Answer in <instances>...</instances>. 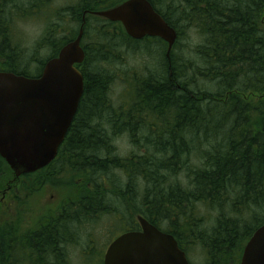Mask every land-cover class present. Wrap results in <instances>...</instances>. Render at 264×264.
Listing matches in <instances>:
<instances>
[{
  "label": "trees",
  "instance_id": "obj_1",
  "mask_svg": "<svg viewBox=\"0 0 264 264\" xmlns=\"http://www.w3.org/2000/svg\"><path fill=\"white\" fill-rule=\"evenodd\" d=\"M124 1L65 6L63 20L57 16L63 26L48 25L36 44L48 55L31 73L35 56L24 63L15 24L51 0H0V72L36 77L82 25L85 53L83 95L48 166L49 177L65 174L84 191L63 200L44 226L1 223L0 264H72L69 248L82 230L114 221L107 248L140 230L137 216L172 235L186 255L199 246L205 264H239L264 222V0H148L177 32L168 56L160 39L133 40L120 23L91 14ZM124 51L143 52L152 64L125 75L116 103L112 86ZM123 137L134 148L126 156L114 145ZM11 175L0 158V192ZM87 238L85 252L93 247ZM98 251L90 253L92 264H102Z\"/></svg>",
  "mask_w": 264,
  "mask_h": 264
},
{
  "label": "water",
  "instance_id": "obj_2",
  "mask_svg": "<svg viewBox=\"0 0 264 264\" xmlns=\"http://www.w3.org/2000/svg\"><path fill=\"white\" fill-rule=\"evenodd\" d=\"M91 14L120 23L133 40H162L167 56L177 39L175 29L148 0H126ZM82 35L83 25L77 37L45 63L38 78L0 72V158L15 177L43 169L58 154L84 91L83 76L76 68L85 58ZM137 221L140 231L114 239L105 251L103 264H190L171 235L141 216ZM239 264H264V223L245 244Z\"/></svg>",
  "mask_w": 264,
  "mask_h": 264
},
{
  "label": "rangeland",
  "instance_id": "obj_3",
  "mask_svg": "<svg viewBox=\"0 0 264 264\" xmlns=\"http://www.w3.org/2000/svg\"><path fill=\"white\" fill-rule=\"evenodd\" d=\"M75 1L77 0H51L50 6L44 9L42 13L15 24L14 35L16 34V36L14 42L20 46L24 63H27L28 58L35 56L31 58L33 62H31V66L29 63V68H27L31 73H34L38 69L37 64H35L37 63L36 61L47 60L48 53H46L44 49H36V44L41 39L45 29L50 24L62 27L64 23L60 18L58 21L57 16L65 6L73 4ZM59 16L61 17L62 15ZM61 19L63 20V17H61ZM64 22L65 24L67 23L65 19ZM190 37H192V39L196 38L193 33L192 35L190 34ZM192 41L194 42V40ZM120 62L122 63L119 67L115 68L118 79L112 86L113 97L116 103L123 97L122 93H124L126 89V84L124 82L125 75H129L136 70L141 71L145 63L149 65L152 64L148 56H145L143 52L134 54L124 51L121 53ZM114 145L120 156H126L134 151L127 137L114 141ZM40 175L44 177L47 175V172H41ZM45 180L48 185H45L41 191L32 194L29 190L26 191L27 188L24 189V187L21 188L20 186L28 184L26 187L32 185L33 188L34 180L30 177H24L18 180L15 184V186L18 187L16 199H11L12 196H7V199L0 203V224L7 221L17 222L19 227L23 230L37 227L38 221L48 215L46 214L48 211L47 209H53L54 211L56 206L63 200H69L75 197L78 192L84 191L81 183L66 177L65 174L59 175L57 178L56 176L54 178L49 177ZM207 213L208 212H203L205 215H208ZM114 223L115 222L112 220H104V222L101 223L97 222V224L91 228L87 227V229L82 230L79 237V245L69 248V256L71 257L72 264H92L94 257H92L91 254H93L94 249H99L98 252H105L106 247L104 244L115 237H109V239H107V235H109V232L112 230ZM86 233L90 234L91 239L93 238V247L88 252H85V250H87L86 246L89 238L85 239ZM187 258L190 264H205V254L199 246H191L188 250Z\"/></svg>",
  "mask_w": 264,
  "mask_h": 264
},
{
  "label": "flooded vegetation",
  "instance_id": "obj_4",
  "mask_svg": "<svg viewBox=\"0 0 264 264\" xmlns=\"http://www.w3.org/2000/svg\"><path fill=\"white\" fill-rule=\"evenodd\" d=\"M83 18H84V21H85V16H82V20H83ZM41 73H42V69L39 72V74L36 75V77H31V78H37V77H39L41 75ZM48 166L47 167H44L43 169H41V170H39V171H37L35 173L25 174V175H22V176H19V177H15L14 174L12 173L10 179H8L5 182L4 190L0 192L1 193L0 194L1 195L0 203L3 202V201H5V199H7L6 198L7 196H12L11 199H16L18 187H16L15 184L17 183L18 180H20V179H22L24 177L25 178H28V177L32 178L34 180V186H33V188H32V185H30L29 187H26V185H28V184H26V185L20 186L21 188H23V187H24V189L27 188L26 191L29 190L31 192V194L34 193V192L41 191L44 188L45 185H48L47 184V181L45 180V179H48L49 178V176H48L49 175L48 174L49 167ZM41 172H47V175L44 176V177L43 176L41 177V175H40ZM62 203H63V201L56 206V208H55L54 211H53V209H47L48 211L46 212V214H48V215L47 216H44L43 215L44 218L42 220L38 221V226L37 227H39L41 225L44 226L45 224H47L48 222H50V219H52L54 217V215L59 210V208L62 205ZM37 227H33V228H37ZM139 228H140V226H139ZM30 229H32V228H30ZM26 230H29V229H26ZM26 230H24V231H26ZM158 230H160L161 232H163L161 229H158ZM165 234H167V233H165ZM242 251H243V249H242ZM241 254H242V252H241Z\"/></svg>",
  "mask_w": 264,
  "mask_h": 264
},
{
  "label": "bare ground",
  "instance_id": "obj_5",
  "mask_svg": "<svg viewBox=\"0 0 264 264\" xmlns=\"http://www.w3.org/2000/svg\"><path fill=\"white\" fill-rule=\"evenodd\" d=\"M95 17V16H94ZM252 106V105H251ZM262 118V117H261ZM54 161V160H53ZM47 167V166H46ZM137 221V220H136Z\"/></svg>",
  "mask_w": 264,
  "mask_h": 264
}]
</instances>
